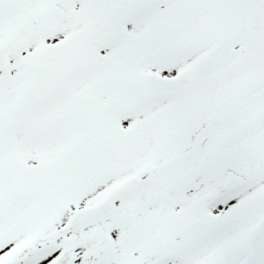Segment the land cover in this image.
<instances>
[{"label": "snow or ice", "instance_id": "snow-or-ice-1", "mask_svg": "<svg viewBox=\"0 0 264 264\" xmlns=\"http://www.w3.org/2000/svg\"><path fill=\"white\" fill-rule=\"evenodd\" d=\"M0 264H264V0H0Z\"/></svg>", "mask_w": 264, "mask_h": 264}]
</instances>
